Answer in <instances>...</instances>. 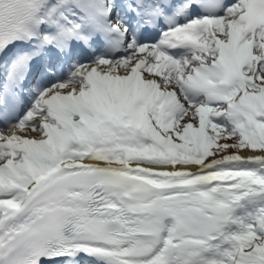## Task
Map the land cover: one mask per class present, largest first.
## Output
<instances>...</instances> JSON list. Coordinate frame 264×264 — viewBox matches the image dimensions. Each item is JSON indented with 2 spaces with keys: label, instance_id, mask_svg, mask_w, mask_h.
Masks as SVG:
<instances>
[{
  "label": "snow or ice",
  "instance_id": "obj_1",
  "mask_svg": "<svg viewBox=\"0 0 264 264\" xmlns=\"http://www.w3.org/2000/svg\"><path fill=\"white\" fill-rule=\"evenodd\" d=\"M0 264H264V0H0Z\"/></svg>",
  "mask_w": 264,
  "mask_h": 264
}]
</instances>
